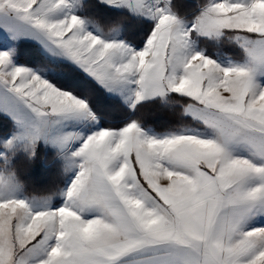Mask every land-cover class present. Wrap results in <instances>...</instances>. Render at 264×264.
Masks as SVG:
<instances>
[{
  "label": "snow or ice",
  "instance_id": "obj_1",
  "mask_svg": "<svg viewBox=\"0 0 264 264\" xmlns=\"http://www.w3.org/2000/svg\"><path fill=\"white\" fill-rule=\"evenodd\" d=\"M0 264H264V0H0Z\"/></svg>",
  "mask_w": 264,
  "mask_h": 264
},
{
  "label": "trees",
  "instance_id": "obj_2",
  "mask_svg": "<svg viewBox=\"0 0 264 264\" xmlns=\"http://www.w3.org/2000/svg\"><path fill=\"white\" fill-rule=\"evenodd\" d=\"M42 183V180L39 175L33 176V183L32 186L29 188V194L42 196L46 195V193L39 187V185Z\"/></svg>",
  "mask_w": 264,
  "mask_h": 264
},
{
  "label": "rangeland",
  "instance_id": "obj_3",
  "mask_svg": "<svg viewBox=\"0 0 264 264\" xmlns=\"http://www.w3.org/2000/svg\"><path fill=\"white\" fill-rule=\"evenodd\" d=\"M31 195H33V194H31Z\"/></svg>",
  "mask_w": 264,
  "mask_h": 264
}]
</instances>
